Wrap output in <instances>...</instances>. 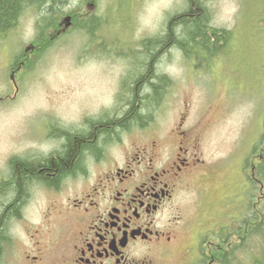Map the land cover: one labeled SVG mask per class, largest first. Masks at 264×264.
Listing matches in <instances>:
<instances>
[{"label":"rangeland","instance_id":"rangeland-1","mask_svg":"<svg viewBox=\"0 0 264 264\" xmlns=\"http://www.w3.org/2000/svg\"><path fill=\"white\" fill-rule=\"evenodd\" d=\"M188 1L171 0L169 5V0H61L63 13L54 25L61 21L64 30L58 35L54 27L47 29L46 25L41 32L35 9L25 7L19 22L13 23L6 35L0 34V175L10 174L9 157L23 155L34 144L43 150L55 148L49 141H34L46 112L68 117L76 126L85 113L107 111L108 118L114 117L127 95L131 60L142 51L145 40L167 32L169 19L186 9ZM202 2L210 27L229 30L231 36L220 42L222 47L217 53L193 49L199 55L188 56L176 47L161 57L159 69L168 83L162 88L152 120L147 122L155 132L168 133L178 124L189 132L200 130L197 152L204 167L192 182L203 186L202 193L186 187L175 204L186 219H195L194 231L204 227L202 223L207 222V216L225 195L234 193L235 205L245 202L244 175L254 174L258 179L254 182L258 190L255 200L264 181L257 177L260 153L252 150L264 133V0ZM70 15L67 26L62 17ZM141 15L146 19L161 16L155 33L137 36ZM84 22H93L91 34ZM102 42L104 46L99 45ZM177 49L179 59L174 52ZM162 63L175 64L179 71L169 75L160 68ZM14 65L17 69L12 72ZM113 90L115 104L103 107ZM142 134L132 139L139 140ZM168 140L172 142L173 137ZM263 147L264 143L259 146ZM244 162L249 169L247 175ZM259 177L263 176L259 173ZM35 197L33 207L23 212V221L12 224V247L7 248L10 264H21L26 250L42 255L43 264H59L61 233L54 227L42 241V253L26 237L35 234L33 226L39 225L45 214L42 192ZM188 240L187 236L181 238L172 255L174 262L183 256ZM259 259L258 252L253 253L252 264H259Z\"/></svg>","mask_w":264,"mask_h":264},{"label":"flooded vegetation","instance_id":"flooded-vegetation-1","mask_svg":"<svg viewBox=\"0 0 264 264\" xmlns=\"http://www.w3.org/2000/svg\"><path fill=\"white\" fill-rule=\"evenodd\" d=\"M69 17L71 20L72 16ZM19 18L13 23H18ZM62 21H66L67 26L70 24L65 16ZM54 24L46 28L54 27L58 35L64 28L61 21ZM12 25L0 34L6 35ZM99 45L104 46L103 42ZM13 69L15 72L17 67L14 65ZM49 113L43 115L34 141H49L55 148L43 150L34 144L23 155L9 157V167L14 158L37 161L50 154L56 157L67 137L77 130H87L108 116L107 111L93 115L85 113L76 126L68 117ZM151 125L133 124L104 142L98 156L85 153L84 168L66 174L56 186L38 179L31 181L21 203L20 215L9 220L2 264H10L7 248L12 242V224L16 220L23 221V212L33 207L39 192L46 202L40 221L43 224L33 226L35 234L26 237L31 246L42 253L45 248L42 241L47 231L54 227L61 233L59 264H252L256 252L261 258L259 264H264V184L260 185L255 200L258 190L252 187L249 178L246 179L245 202L235 205L237 197L232 196L234 193L227 194L209 213L207 222L202 223L204 227L194 231L195 219H186L175 204L186 187H195L202 193L203 186L192 182L197 171L204 167L197 152L200 130L189 132L178 124L170 132L163 133L151 131ZM139 133H143L140 139L133 140L136 139L133 135ZM171 136L172 142L168 140ZM8 176L0 175V183ZM2 204L0 198V209ZM258 217L259 221L255 222ZM183 236L189 237V244L180 260L174 262L172 255ZM42 259V255L28 254L26 250L21 264H43Z\"/></svg>","mask_w":264,"mask_h":264},{"label":"trees","instance_id":"trees-1","mask_svg":"<svg viewBox=\"0 0 264 264\" xmlns=\"http://www.w3.org/2000/svg\"><path fill=\"white\" fill-rule=\"evenodd\" d=\"M60 1L0 0V31L11 26L13 21L19 18L21 11L29 6L37 10L40 19L38 23L42 32L45 25L47 27L56 23L58 16L63 13ZM187 4L189 6L186 9L169 19L167 32L163 36L145 40L142 51L137 57L135 56L134 61L131 60L133 69L126 85L127 95L123 105L117 109L116 116L97 121L87 130L67 137L66 144L56 157L50 154L37 161L21 158L12 160L9 176L0 183V198L3 202L0 209V264H2L3 243L8 237L9 220L20 215L21 203L26 198L31 181L38 179L56 186L66 174L75 173L84 168L82 162L85 153L89 152L98 156L101 145L117 137L123 129L133 124L143 126L152 120L154 109L162 96V88L165 83H168L159 69V63L161 57L172 49L177 47L188 56L199 55L198 52L193 53V49L204 53L206 51L209 54L217 53L220 50L219 47H222L220 42L230 38L231 31L223 29L217 31L210 27L202 0H189ZM88 24L89 28L86 27L85 30L91 34L93 22ZM100 32L103 31H98ZM263 143L264 133L255 142L259 145L253 146L254 149H252L253 153H260L258 177L260 173L262 178H264V147L260 149L259 146ZM247 162L246 166H248ZM251 182L254 185L252 179Z\"/></svg>","mask_w":264,"mask_h":264},{"label":"clouds","instance_id":"clouds-1","mask_svg":"<svg viewBox=\"0 0 264 264\" xmlns=\"http://www.w3.org/2000/svg\"><path fill=\"white\" fill-rule=\"evenodd\" d=\"M170 4H171V0H169V5ZM160 19H161V16H156L151 19H146L144 15H141L140 20H139L140 27L138 29L137 36L139 37L140 33L142 32L155 33L159 28ZM174 52H175L176 58L179 59V56L181 55L179 50L178 49L174 50ZM160 68L169 75L176 74L179 71V69L175 66V64L168 65V64L162 63L160 65ZM114 104H115V90H113L112 94L106 100L103 101L102 106L105 108H109V107H112ZM113 150L115 151V149Z\"/></svg>","mask_w":264,"mask_h":264},{"label":"bare ground","instance_id":"bare-ground-1","mask_svg":"<svg viewBox=\"0 0 264 264\" xmlns=\"http://www.w3.org/2000/svg\"><path fill=\"white\" fill-rule=\"evenodd\" d=\"M69 19H70V17H67V20H69ZM92 19H93V18H92ZM82 24H83V23H82ZM86 25H89V24H88V22H87V24H86ZM87 27H88V26H87ZM40 34H41V33H40Z\"/></svg>","mask_w":264,"mask_h":264}]
</instances>
